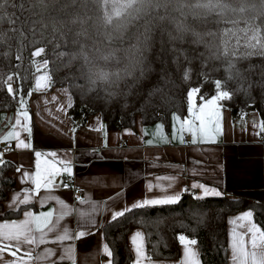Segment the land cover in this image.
<instances>
[{
  "label": "trees",
  "instance_id": "1",
  "mask_svg": "<svg viewBox=\"0 0 264 264\" xmlns=\"http://www.w3.org/2000/svg\"><path fill=\"white\" fill-rule=\"evenodd\" d=\"M0 15L17 18L14 29L0 23V80L14 75L26 98L35 65L46 59L51 86L73 95L69 115L79 126L93 114L108 129L185 117L188 92L200 89L199 105L216 95V81L231 93L220 102L234 116H264V0H6ZM40 47L46 54L34 57ZM17 106L0 85V115ZM4 161L0 220L24 208L4 206L17 167ZM243 210L264 228V200L197 199L185 190L176 203L132 208L101 230L112 264H131L127 236L135 227L145 230L151 259L178 258L185 235L197 240L203 264H229L226 219Z\"/></svg>",
  "mask_w": 264,
  "mask_h": 264
},
{
  "label": "crops",
  "instance_id": "2",
  "mask_svg": "<svg viewBox=\"0 0 264 264\" xmlns=\"http://www.w3.org/2000/svg\"><path fill=\"white\" fill-rule=\"evenodd\" d=\"M38 63L41 67L32 74L31 91L38 77L47 75L50 78L47 66L42 62ZM72 96L69 89L62 85L50 84L46 91L32 92L31 96L25 98L32 124V149H17L15 141H12V147L5 152L2 150L5 143L0 142L3 159H8L17 165L13 174L16 179L15 187L5 199L4 206L8 210H16L24 206L19 216L1 219L0 222L22 220L25 210L36 214L53 210L55 219L61 210L58 201H63L71 211L60 222V228L67 227L73 236L77 231L91 232L78 239L65 240L62 244L54 242L55 233L50 234L49 242L35 249L41 257L39 264H48V261H55L56 264H112L111 256L103 252V246L107 242L101 230L103 225L111 220L112 212L126 207L132 209L131 206L136 202L161 199L166 195L178 194L181 197L185 190H191L197 197L203 196L201 188L192 187L194 183L214 188L222 195L264 200V136H256L252 128V121L262 120L264 116L257 110L243 114L247 120L245 129L241 122L242 116L236 117L229 108L222 107V133L216 138V142L193 144L191 136L187 133L184 134V143H181L179 138L173 139V116L179 115L174 112L167 121L159 120L147 124L138 118L134 126L120 129H108L100 114H93L89 116L87 123L79 126L69 115L71 107H67L73 102ZM53 97L56 99L53 100ZM200 104L196 106L199 107ZM61 106L65 111L57 110ZM18 107L19 105L14 110H5L1 113L0 137L10 131L9 125L14 122ZM179 116L181 119L186 118L188 112L185 117ZM100 124L104 126L103 131L93 130L99 128ZM158 125L163 126V138L157 133ZM176 127H179L178 123ZM23 135L25 134L22 133ZM35 151L44 153L45 158L50 161L53 158L47 156L49 152L57 154L55 158L57 161L61 159L70 161L71 173L59 175L54 190L50 192L42 190L30 204H17L13 208L10 206L14 203L13 197L20 195L25 188L31 187L30 184H22L21 177L23 172L35 171ZM57 167L62 165L57 164ZM18 168L20 171H17ZM67 177H72L73 181L84 189L82 197L76 198L72 190L61 187L64 178ZM165 177L174 179L169 181L163 179ZM40 200L45 201L43 206L39 203ZM80 200H85L86 203L81 204ZM88 201L97 205L93 217L95 224L82 227L84 220L79 213L90 211ZM246 211L249 210L232 213L226 219L229 264H231L230 233L235 227L230 221ZM138 231L143 234L147 256L145 230L135 227L127 236L132 257L131 264H135L136 261L131 238ZM107 245L110 247L109 244ZM69 247L72 249V258L61 260V256H66L64 250ZM193 247L199 253L200 264H203L199 248L196 245ZM48 249L54 250L55 254L44 259ZM179 255L178 258L173 259L147 257L152 264H179L183 258L182 245ZM5 258L10 259L7 255ZM142 264H148V260H144Z\"/></svg>",
  "mask_w": 264,
  "mask_h": 264
},
{
  "label": "snow or ice",
  "instance_id": "3",
  "mask_svg": "<svg viewBox=\"0 0 264 264\" xmlns=\"http://www.w3.org/2000/svg\"><path fill=\"white\" fill-rule=\"evenodd\" d=\"M6 0L0 2V9L5 7ZM17 18L11 17L6 19L0 15V23H7L12 29L15 28ZM0 39H4L0 35ZM46 54V49L43 47L37 48L32 55L34 57H41ZM42 64L46 66L48 61L45 59ZM37 70L40 69L41 64L35 65ZM22 79V78H21ZM16 78L14 75H8L3 80H0V85H3L4 89L10 96L17 98L18 111L14 122L9 125L10 131L0 137V142L10 144L15 141V147L17 149H32L31 137H32V124L31 117L27 108L25 100V94L22 93L20 87H14ZM51 84V80L47 75H42L35 80V87L32 91L26 95L31 96L32 92H43L46 91L48 86ZM216 95L212 96L211 99L203 101L199 107L195 104V98L199 94V88H192L188 92V116L181 119L179 115L173 116L174 131L173 139L179 138L181 143H184V134L187 133L191 136V142L196 143H215L216 138L222 133V115L221 109L223 105L220 103L222 100L231 99V93L227 90H222L220 81L215 82ZM53 100L56 98L53 97ZM71 103L67 107H71ZM58 111H65V108L61 106L57 109ZM6 119V118H5ZM242 126L247 125L245 116L241 117ZM98 123H100L98 121ZM179 127H176V124ZM162 125L157 126V133L162 135ZM103 124L97 131H103ZM253 133L260 137L264 136V119L259 121H252ZM75 131V129H73ZM22 133L25 134L22 136ZM179 134V135H178ZM151 143V141H149ZM48 157H52L53 160L45 158V154L40 151H35V171L33 173L23 172L21 177L22 184H30V188H25L20 195L13 197L14 203L10 206L15 208L17 204L28 205L30 204L35 196L43 191H52L56 187V178L62 173H71L70 161L55 160L57 154L55 152L47 153ZM57 164L62 167H57ZM6 166V162L3 159V153L0 152V169ZM17 171H20L18 168ZM172 181L173 177H165ZM171 186V184H169ZM193 188H201L203 190V196L197 197L202 199L204 196H220L222 193L214 188H208L202 184H193ZM151 190V186H149ZM166 191V189H162ZM180 200V195L165 196L161 199H150L140 202H136L131 208H142L145 205H157V204H173ZM61 205L59 214L54 217V211L49 210L47 212H41L39 214L31 211H24V218L22 220H5L0 222V264H39L41 257L36 253L35 249L40 245L49 242L50 234L55 233L56 239L54 242L61 243L65 240L78 239L85 235L91 234L90 231H77L75 236L71 234L67 227L60 228V222L64 216L71 211L63 203L58 201ZM81 204L86 203L85 200L79 201ZM41 206L45 203L44 200H40ZM88 207L90 211H81L79 215L84 220V225H94L95 220L93 219L97 205L93 202L88 201ZM130 208H124L123 210H117L112 212L111 219L113 221L120 217H124L126 212L130 211ZM230 224L235 225L232 232L230 233V251H231V264H264V228L254 222L253 211L249 210L242 215L236 217L230 221ZM59 229V231H58ZM178 239L182 245L183 258L179 264H200L199 253L193 247L197 245V240L188 238L185 235H179ZM131 243L134 247L136 254L135 264H142L144 260H148V264H152L150 258L145 255L144 238L141 232H136L131 238ZM66 256H61L60 259L65 258L71 259L72 249L71 247L66 248ZM103 252L109 257L112 255L107 244L103 246ZM54 250L48 249L45 252L44 259L54 255ZM10 257L6 259L5 256ZM48 264H56L55 261H48Z\"/></svg>",
  "mask_w": 264,
  "mask_h": 264
},
{
  "label": "built area",
  "instance_id": "4",
  "mask_svg": "<svg viewBox=\"0 0 264 264\" xmlns=\"http://www.w3.org/2000/svg\"><path fill=\"white\" fill-rule=\"evenodd\" d=\"M12 147V144H6L2 147V150H4L5 152L7 151V149L9 150ZM61 187L65 190H72L74 193V196L76 198H80L83 195L84 189H82L79 184H77L76 182L73 181L72 177H67L64 178Z\"/></svg>",
  "mask_w": 264,
  "mask_h": 264
},
{
  "label": "rangeland",
  "instance_id": "5",
  "mask_svg": "<svg viewBox=\"0 0 264 264\" xmlns=\"http://www.w3.org/2000/svg\"><path fill=\"white\" fill-rule=\"evenodd\" d=\"M196 104V103H195ZM197 105V104H196Z\"/></svg>",
  "mask_w": 264,
  "mask_h": 264
}]
</instances>
